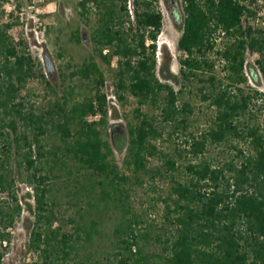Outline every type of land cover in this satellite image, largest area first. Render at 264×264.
I'll list each match as a JSON object with an SVG mask.
<instances>
[{
	"label": "trees",
	"instance_id": "1",
	"mask_svg": "<svg viewBox=\"0 0 264 264\" xmlns=\"http://www.w3.org/2000/svg\"><path fill=\"white\" fill-rule=\"evenodd\" d=\"M87 3L101 11L93 42L106 65L116 62L115 97L138 99L136 122L128 137L116 124L112 141L103 138L107 77L94 56L71 74L93 85V94L71 105V87L47 111L28 107L23 95L32 79L54 87L31 55L19 50L10 34L13 24H0V264L23 212L17 195L23 175L36 202L29 250L38 259L27 264H105L82 250L101 234L103 211L111 207L122 211L112 264H264V127L251 125V105L264 107V90H247L250 80L264 79V0H183L175 77L157 57L164 27L160 0L81 5L86 9ZM249 55L257 56L254 64ZM172 79L177 87L168 82ZM145 105L160 113H145ZM202 105L212 111L208 128L190 133L189 148L175 154L161 150L167 129L170 138L188 131ZM234 139L244 140L247 149L232 144ZM126 143L123 166L132 177L115 158ZM226 144L235 154L220 161L211 150ZM159 156L165 163L151 166ZM189 156L180 166L178 158ZM157 176L171 179L165 220L139 230L141 217L133 212L125 185ZM54 179L71 185L78 202L86 199L87 209L72 220L73 232L57 224Z\"/></svg>",
	"mask_w": 264,
	"mask_h": 264
},
{
	"label": "rangeland",
	"instance_id": "2",
	"mask_svg": "<svg viewBox=\"0 0 264 264\" xmlns=\"http://www.w3.org/2000/svg\"><path fill=\"white\" fill-rule=\"evenodd\" d=\"M85 0H0V24H13L14 28L10 34L17 42L19 50H24L30 54L36 65H39L47 74L48 81L54 87L50 89L41 79L35 77L28 84V91L23 95L27 96V105H33L38 112L47 111L51 102L57 97H62L66 90L75 88L73 96H70V104L83 100L87 95L93 94V85L79 78H72L71 74L81 66L90 56H94L103 70L106 72L107 82L104 88L109 100V113L107 123L100 126L102 136L105 140L112 141L113 131L111 127L119 124L124 129L128 137V128L136 122L135 109L139 106L138 99L130 94L125 95L123 101L115 97V70L116 62L112 66L106 65L100 58L96 45L93 42V35L99 26L101 16L100 9L94 3H87L86 9L81 5ZM178 7L175 9L178 22L182 21L183 0H178ZM130 7V4H129ZM176 7V6H175ZM160 9L164 14L163 32L159 37V51L157 57L159 66L166 67L168 74L179 75L178 58L180 52L178 43L182 36V27H177L170 10H168L164 0H160ZM260 16L261 18L264 16ZM179 15V17H178ZM261 23V21H259ZM24 31V33H22ZM49 58L54 66L53 72H48L46 60ZM257 56L249 55V64H254ZM174 86H178L175 79L168 81ZM264 90V79L260 83L249 81L247 90ZM46 90V91H45ZM200 103V102H199ZM258 102L251 105V110L255 119L251 125L261 124L264 127V107H260ZM143 111L149 115H158L160 112L149 105L143 106ZM212 111L202 105L197 114L193 117L192 127L186 131H179L170 138L168 128L164 139L159 143V147L166 153H176L178 150L189 148L187 140L191 138L190 133H199L207 129ZM249 121V116H247ZM98 120V118L96 119ZM54 140L57 138L53 137ZM232 144L240 148L247 149V143L241 139H234ZM127 143L123 150H115L116 163L121 170L129 177L132 173L123 166ZM211 153L220 157L223 161L234 156L235 151L230 149L229 144L213 148ZM191 156V155H190ZM189 157L178 158L180 166L189 163ZM164 160L159 156L153 159L151 166L155 168L164 164ZM26 176H20L17 183V195L23 212L18 219L15 228L11 231L12 241L7 248L4 264H27L38 259L36 253L29 250L31 232L35 222V198L34 192L25 182ZM145 183L125 185L129 191L130 203L133 212L141 217L139 230H145L149 224L160 226L165 220V203L171 179L157 176L152 180L145 177ZM135 181V179H133ZM53 185V206L57 212L58 223L63 225L65 231L73 232L75 223L72 221L78 218V211L87 209L86 199L78 202L72 193L74 188L64 179H54ZM101 223V234L97 235L91 246H85L83 254L93 253L95 258H100L105 264H112L116 259L118 250L114 249L116 238L115 228L122 211L116 207H111L107 212L103 211ZM56 226V224H55ZM156 228V227H155ZM159 232V229H156ZM158 250L157 247H152Z\"/></svg>",
	"mask_w": 264,
	"mask_h": 264
},
{
	"label": "water",
	"instance_id": "3",
	"mask_svg": "<svg viewBox=\"0 0 264 264\" xmlns=\"http://www.w3.org/2000/svg\"><path fill=\"white\" fill-rule=\"evenodd\" d=\"M164 2L166 3L168 10H170L171 16H172L176 26L179 28L182 27L183 22L182 21L178 22L177 15L175 12V9L178 7V3H177L178 0H164ZM46 65H47L48 72L54 71V66H53V64L49 58H47V60H46Z\"/></svg>",
	"mask_w": 264,
	"mask_h": 264
}]
</instances>
